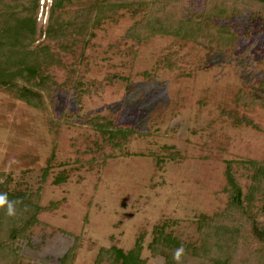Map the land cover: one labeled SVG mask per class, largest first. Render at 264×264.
Here are the masks:
<instances>
[{"label": "rangeland", "instance_id": "rangeland-1", "mask_svg": "<svg viewBox=\"0 0 264 264\" xmlns=\"http://www.w3.org/2000/svg\"><path fill=\"white\" fill-rule=\"evenodd\" d=\"M94 2L65 0L57 13L70 21ZM54 3L39 0L35 46L58 54L61 64L47 73L63 89L32 107L0 87V182L9 177V191L41 189L31 240L18 243L22 263L60 264L79 238L72 264H94L102 247L128 251L144 235L146 263L165 264L148 248L154 227L168 224L182 242L196 243L200 216L232 200L229 162L244 195L253 172L244 162H264V107L248 99L263 96L264 25L233 19L252 34L241 55L173 35L137 38L143 12L130 11L87 40L55 42L47 36ZM241 90L248 98L239 104ZM97 117L139 134L116 147L91 124ZM256 205L261 210L264 200Z\"/></svg>", "mask_w": 264, "mask_h": 264}, {"label": "trees", "instance_id": "trees-1", "mask_svg": "<svg viewBox=\"0 0 264 264\" xmlns=\"http://www.w3.org/2000/svg\"><path fill=\"white\" fill-rule=\"evenodd\" d=\"M64 1L55 0L47 30V36L55 42L68 38L75 42L77 36L87 40L92 29L113 19L120 11H130L137 15L143 12L142 20L133 28L137 38H150L159 33L173 35L211 51L241 55L246 50L243 41L248 42L252 34L235 26L233 19L245 15L264 25V0H200L201 6L196 0H95L70 21L57 13ZM38 11L39 0H0V87L18 94L32 107L41 106L45 97L51 98L58 89H63L47 73L49 68L61 64L58 54L49 46H35ZM165 64L170 68L177 66L172 57L166 58ZM260 87L263 96L248 98L241 90L238 103L248 98L250 105L264 107V78ZM91 124H97L106 141L116 147L139 134L134 126L117 125L103 117L92 119ZM163 162L162 157L158 159V164ZM244 163L253 170L249 192L244 195L233 174L232 162H229L226 174L233 197L224 211L200 216L197 222L199 240L194 244L182 242L168 231V224L155 226L148 245L152 255L163 257L165 264H177L173 254L183 246L185 252L180 264H264V206L256 210V203L264 200V162L249 160ZM65 180L62 173L56 183ZM10 181L7 177L0 182V193L20 203L13 217L0 208V264H23L18 243L31 240L30 231L38 223L42 211L41 189L34 191L26 187L9 191ZM78 242L79 238L59 258L60 264L73 263ZM143 243L144 235H141L128 251L117 246L102 247L94 264H147L142 257Z\"/></svg>", "mask_w": 264, "mask_h": 264}, {"label": "clouds", "instance_id": "clouds-1", "mask_svg": "<svg viewBox=\"0 0 264 264\" xmlns=\"http://www.w3.org/2000/svg\"><path fill=\"white\" fill-rule=\"evenodd\" d=\"M19 200H10L6 193H0V208H3L5 214L9 217H13L17 212V204H19ZM185 249L183 246L177 248L173 254V259L180 264L181 257L184 255Z\"/></svg>", "mask_w": 264, "mask_h": 264}]
</instances>
